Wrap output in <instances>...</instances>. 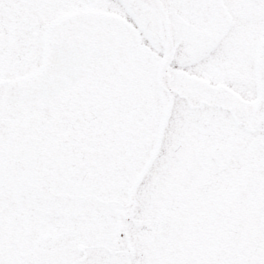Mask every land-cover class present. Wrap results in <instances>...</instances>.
I'll return each mask as SVG.
<instances>
[{
    "label": "flooded vegetation",
    "instance_id": "flooded-vegetation-1",
    "mask_svg": "<svg viewBox=\"0 0 264 264\" xmlns=\"http://www.w3.org/2000/svg\"><path fill=\"white\" fill-rule=\"evenodd\" d=\"M153 2L0 21V220H100L90 264H264V0Z\"/></svg>",
    "mask_w": 264,
    "mask_h": 264
},
{
    "label": "rangeland",
    "instance_id": "rangeland-1",
    "mask_svg": "<svg viewBox=\"0 0 264 264\" xmlns=\"http://www.w3.org/2000/svg\"><path fill=\"white\" fill-rule=\"evenodd\" d=\"M94 1L98 6L107 7L115 13H119L117 11L124 5L130 7L128 11L134 10L136 14L141 5L147 7L154 5V0H121V3H116V0ZM183 5L185 3H182ZM148 11L146 14L152 15ZM178 15L186 20L185 8ZM185 28L184 25L183 31ZM259 29L261 36L263 28L260 26ZM143 30L145 29H141L142 32ZM150 31L156 35V26L154 28L151 26ZM101 224L100 220L65 219L42 209H36L32 213L23 211L19 214L14 210H8L0 220V264H75L82 256V252L78 250L80 244L89 246V256L81 264H90L91 261L97 260L108 261L107 252L96 247L103 240H108L111 244L107 235L96 231Z\"/></svg>",
    "mask_w": 264,
    "mask_h": 264
},
{
    "label": "snow or ice",
    "instance_id": "snow-or-ice-1",
    "mask_svg": "<svg viewBox=\"0 0 264 264\" xmlns=\"http://www.w3.org/2000/svg\"><path fill=\"white\" fill-rule=\"evenodd\" d=\"M121 3V0H116ZM29 5L26 0H0V21L8 18L9 12H16L18 15L23 13ZM242 7H256V5H240Z\"/></svg>",
    "mask_w": 264,
    "mask_h": 264
}]
</instances>
